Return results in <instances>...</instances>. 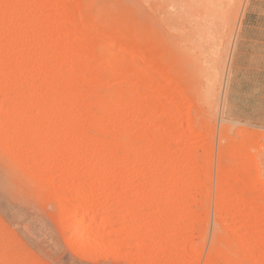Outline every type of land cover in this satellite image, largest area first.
Returning a JSON list of instances; mask_svg holds the SVG:
<instances>
[{
  "label": "rangeland",
  "instance_id": "1",
  "mask_svg": "<svg viewBox=\"0 0 264 264\" xmlns=\"http://www.w3.org/2000/svg\"><path fill=\"white\" fill-rule=\"evenodd\" d=\"M0 264H264V0H0Z\"/></svg>",
  "mask_w": 264,
  "mask_h": 264
}]
</instances>
